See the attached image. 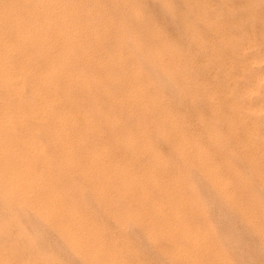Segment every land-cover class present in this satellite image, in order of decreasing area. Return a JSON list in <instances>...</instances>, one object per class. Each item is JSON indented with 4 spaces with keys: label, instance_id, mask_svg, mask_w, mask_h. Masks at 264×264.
<instances>
[{
    "label": "bare ground",
    "instance_id": "6f19581e",
    "mask_svg": "<svg viewBox=\"0 0 264 264\" xmlns=\"http://www.w3.org/2000/svg\"><path fill=\"white\" fill-rule=\"evenodd\" d=\"M86 1H88V0H86ZM102 1L104 2V0H102ZM124 1L125 0H121L122 5L125 4ZM98 2L96 3V1H95V3L97 5H98ZM192 2H194V1H192ZM258 2H260V1H258ZM113 3H115V2H113ZM155 3H156V1H155ZM160 3H161L160 5H162V7L165 8L166 10L169 7L168 5L170 4V3L167 4L166 0H160ZM204 3H205V5L203 7H204V11H206V8L209 7L210 5H209L208 0L207 1L205 0ZM82 4H84V3H82ZM82 4H81V6H82ZM105 4L107 5V2ZM147 4H148V2H147ZM153 4H154V2H153ZM182 4H184V3H182ZM185 4H186V2H185ZM220 4L222 5V3H220ZM97 5H95V6H97ZM144 5H146V4H144ZM174 5H176V4H174ZM79 6H80V4L77 3L76 0H0V264H62L56 258L55 254H54L56 251H54V253H53V252L49 251V248H43V247L40 248L39 247L40 236H41V233H43V232L38 234L37 231H35L34 229H30L28 226H26L27 224L25 222V219H26L25 217L28 215L33 217L35 220H37L38 224L40 223V224H42V226L44 225L45 227L52 230L56 234V235L55 234L54 235L59 238V240L61 241V243H63V245H65L64 247H66V249L68 251L73 253V255L77 256L78 259L81 262H83L84 264H127L126 259H125L126 257L124 256V254L132 251V249L130 247H123L122 248V246L119 244L116 246L115 245H113V246L109 245L108 246V244L106 245L104 240H106L105 237L108 236V235L105 236V229H107V228L106 227L104 228L103 226L97 224L100 219L98 221H96L97 222L96 223L95 221L92 220V218H91V220H90V218H87L89 215L87 214L88 216L86 217V215L84 214V212L87 210H84V212H83V206L82 205H84V204H82V203L84 201L82 199H80V202L77 203L76 202V199H77L76 196H78V195H76L74 197L76 205L74 204L75 206H72L71 204L68 203V202H71V200H73V199L70 200V198H71L70 189L69 188H63V187H61V189H60V188H58L59 185L57 186V184L59 182L61 183V180L68 177V176H66V174L69 175L68 171H72L70 168L76 169L75 167L78 165V164L76 165L72 159H69L68 158L69 156L67 157V155H70V153L73 152L72 148L74 146L78 147L79 153L81 154V157H82V155H84V156H87V158L92 157L96 162L101 161L103 163V164L101 163L102 167L99 165L98 166L102 168V171L104 168V170L106 169V170H109L110 173L112 172V174L116 178L114 180L115 181L117 180V182H114L115 185H113L114 183L113 184L110 183V185H111L112 189H114V190L117 189L118 192L117 191H115V192L123 195L126 198H128L127 196H131L133 201L136 199V197H139L140 201L141 200L143 201V204L149 203V205H151L153 207L152 208L153 210L149 214L147 213L148 217L145 221L146 226H147L146 229L148 232V239L151 240L150 242H154L155 240L162 238V237L167 238V243L170 245L171 250H169L170 249L169 248V249L162 251V253L167 257L168 260L173 261L176 257H181V258H184L188 264H231V262L229 260V253L223 247L224 245L222 244V242L215 240V238H216L215 229H214L213 224L210 221L211 219L209 220V218H211V217L209 216V218H208V216L206 214L207 208H206V205H204V201L202 202L201 199H199L201 196L199 198L196 196L193 185L191 183H189L188 180H186V179L184 180L183 177H185V176H182L181 173H178L179 175H177L176 173H174L172 175L165 173L167 170L166 161H164V159H162V156L160 155V153L157 152L155 150V147L152 146V144L150 142L151 140L149 141L146 139L147 137L145 138V136H144L145 135L144 130H146V129H144L145 125L143 127L144 130L141 128L142 126L141 127L139 126L140 128H138V126L135 125L138 129L136 128V130H134V131L128 130L129 131L128 132L125 130L128 133H126L125 135L122 134V136H121V134H120V136H117V134H115L114 139L117 141L116 143L120 144L123 147V151H126V153L130 157L128 161L125 160L127 162L124 161V163H122L121 161H119L122 164H119L117 160H113L114 158L109 153L113 148L109 151V147H111V146H109V144L107 143V141L104 140L103 137H102L103 139H101V140L99 139L101 141V143H99V140H98V142H96L93 139L94 142H96V144L99 143L98 146H96L95 148H93V147L90 148L91 146H87L85 148L86 150L84 149V147L81 148L86 142H88V139H92L94 137L100 138V136H103V132H102V128H101L102 125H99V123H95L93 121L94 116H96V113L99 112V107H100L98 100L95 97L96 95L93 96V94H92V92H93L92 89H96V88H94V86L99 87L97 84L98 81L96 82V77H95L96 76L95 74L97 73L98 70L96 69L97 70L96 73L93 74V72L90 71L91 68L90 69L87 68V67H89V65H92L93 67L98 66L99 68L101 67L103 69V71L106 75H107V73L110 75V78L108 77L110 80L114 76L118 80H121V79L124 80L125 79V82H127V83L124 82L125 83L124 88H126L125 94H127L128 100L131 103V108L135 109V111H136L133 113L136 114L139 112V114L142 113L143 115H145L146 113L156 114V116H158V120H160V122H162V124H165L168 126L167 128L162 127L163 125L161 126L162 128H160L159 134H158L159 137L162 138L164 141L169 140V142L171 141V143H174V145H172V146L174 147V150L176 152L175 154H177V157L186 161L188 168H193V167L198 166V168L201 170L204 178L206 179L208 185L211 186L216 191V193L223 199L224 202L230 203L233 208H235V206H236L237 207L236 209L239 210L238 206L234 202V196L231 192L232 181L230 178H226L225 174H223V170L225 168L226 170H228V173L232 176V178L233 177H239V174H238L239 172H237V169L234 166L229 165L224 159L223 160L220 159L221 160L220 162L213 161L214 158L210 155V153L206 149L203 148V146L201 145V143L197 137H195L194 135L193 136L188 135L185 132H183V130L181 128V122L182 121L179 120L178 116H175L176 115L175 112L173 113L172 111L167 110V108L164 109V107H163L164 105L162 106L163 102L161 101V98L159 97L160 95L158 96V93H156L157 92L156 90H158L157 85H155L153 82L148 80L147 83H145L146 84L145 87L138 86V84L141 83V82H139V83L136 82V80L139 79L138 71L140 70L141 67H143L145 65V63L140 58V56L137 55L138 56L137 58H140L139 60L142 61L144 63V65L142 64L143 66L141 65L140 68H138L137 66H135L134 68L131 67L132 68L131 72L130 71L128 72V70H127L128 68L126 69V67H125V65H126L125 59H128V57H125L124 53H122L120 50V49H122V51L125 50L123 47V44L128 39L125 41L123 39L120 40L117 45H115V46L113 45L114 47H112L113 48L112 50L109 49V51H106L104 54H99L98 56L92 55L91 49H94V47H96V46L97 47L101 46V45L103 46L102 43H104L103 42L104 41V35L110 29H108L107 26H100V27L97 26L96 27L97 31L95 33H93L91 31L90 34H92V33L93 34L91 35L90 40H88V42L89 41L90 42L88 44L86 43V45H85L84 42L86 40L82 42L80 35L83 32H85L86 30H90V29H88L89 28L88 25H91L90 24L91 22H89L90 20L89 21L87 20L88 22H85V24H84V23H82L83 19H82V21H80L79 14H82V13H78L79 9L81 8V7L79 8ZM90 6H91V4H90ZM98 6H100V5H98ZM107 6L109 7V4ZM147 6L150 9V5H147ZM157 6H159V4ZM89 7L87 9H84V11L86 10V11H88V13H90L92 11V9H90ZM92 7H94V6H92ZM118 7H119L118 10H120V6H118ZM159 7H161V6H159ZM185 7H186V5H185ZM255 7H256V5H255ZM135 8L136 7H133V6L130 7L131 13L133 15L132 19L135 18L134 21L136 19L140 18V12L138 10H136ZM96 9H98V8H96ZM100 9H99V11H100ZM147 9H145V10H147ZM151 9H153V8H151ZM116 10H115V12H117ZM153 10H154L153 12H155V9H153ZM159 10H161V9H159ZM190 10H191V7H190ZM84 11H82V12H84ZM113 11H111V12H113ZM120 11H118V12H120ZM148 11H150V10H148ZM106 12H108V11H106ZM153 12H152V14H153ZM100 13H102V12H100ZM121 13L122 12H120V14ZM103 14H105V13H103ZM113 14H114V12H113ZM124 14L122 13V15H124ZM189 14H191V13H189ZM111 15H112V13H111ZM115 15H112V16H115ZM125 15L128 16V14H125ZM154 15L156 16V13ZM167 15H169V14H167ZM179 15H180V13H179ZM82 16L83 15H81V18H82ZM100 16H102V15H100ZM89 17H91V16H89ZM162 17H165V20L168 17L170 18V16H167V18H166V15H163V14H162ZM257 17H259V16H257ZM115 18H117V15L115 16ZM87 19H88V17H87ZM94 19H95V17H94ZM111 19H112V17H111ZM130 19L129 20L127 19L128 20L127 22H131ZM184 19H186V17ZM184 19H183V22H184ZM249 19H248V21H249ZM170 20H172V19H170ZM170 20L168 21V23H166V22L165 23L166 24L170 23V25H171ZM117 21L118 20H116L114 22L116 23ZM154 21H155V19H154ZM252 21H253V19H252ZM98 22H101V20H99ZM98 22H96V23L93 22V23H94V25L95 24L98 25ZM180 22H181V19H180ZM117 23H120V22H117ZM134 24H136V23H134ZM103 25H105V24H103ZM113 25L114 24H112V26ZM127 25H129V24H127ZM130 25H132V23H130ZM139 25H142V24H139ZM172 25H173V23H172ZM154 26H155V24H153V26L151 25V27H154ZM155 27H157V24ZM173 28H172V31H173ZM93 29H95V28H93ZM133 29H135V27ZM111 30H110V32H111ZM118 30H120V29H118ZM139 30H140V28H139ZM139 30H138V32H139ZM145 30H147V29H145ZM151 30H153V29H151ZM206 30H207V28H206ZM127 31H128V28H127ZM134 31L137 32L136 29ZM121 32H122V29H121ZM115 33H117V32H115ZM127 33H129V31ZM155 33H156V38H158V41L161 40L160 44L156 46L154 51L150 50L151 48L149 50H147L145 52L146 53L145 56L151 57L153 59L152 60L149 58L150 62L152 60L153 62L155 61V63L159 64L160 66L161 65L165 66V59L168 58V57L166 58L165 55L166 56L168 55L169 59H170V63H168L165 67H163L164 73H166L167 77L169 76L173 80L176 79L177 77L179 78L181 73L177 68L179 67L178 65H180V61H179L180 60L179 58L181 57L180 53L178 54L180 57L176 56L177 55V53H176L177 48H175L176 46L173 45L170 41H168L166 39L163 40V37L161 38L160 29L158 27H157V29H155ZM180 33L181 32H179V34ZM109 34H111V33H109ZM144 34H145V31H144ZM172 34H173V32H172ZM116 35H118V33ZM119 35H120V33H119ZM127 35L128 34H126V36ZM87 36H88V34H87ZM130 36H131V34H130ZM138 36H139V34H138ZM105 37H106V35H105ZM120 37H121V35H120ZM134 37H136L135 34H134ZM225 37L226 36H224V38ZM260 37H262V36H260ZM128 38H130V37H128ZM131 39H134V38L131 37ZM151 39H153V38H151ZM135 40H137V38ZM138 40H139V38H138ZM142 40H144V39H142ZM111 41H109V42H111ZM145 41H146V39H145ZM129 42H131V40ZM142 43H143V41H142ZM206 43H209V42H206ZM106 44L107 43H105V45ZM112 44H114V41ZM155 44H156V42H155ZM128 45H129L130 51H131V48H133V47L130 46L131 45L130 43ZM153 45H154V43H153ZM202 45H204V44H202ZM110 46H111V44H110ZM126 46H127V44H126ZM143 46H144V43H143ZM120 47H122V48H120ZM139 47H138V49L141 48V50H142V47H140V48ZM154 47H155V45H154ZM177 47H179V46L177 45ZM223 48H224V46H223ZM261 48H262V46H261ZM105 49L108 50V48H105ZM145 50H146V48H145ZM134 52H136V54H137V51L135 49H134ZM127 54H125V55H127ZM133 55H135V53ZM142 56L144 57V55H142ZM214 57H216V56H214ZM127 61H129V59ZM134 61H136V60L134 59ZM134 61L133 62L130 61V63L133 64ZM137 62H138V60H137ZM139 64H141V63H139ZM146 65L148 68L150 67L149 69L153 68V67H151L152 65H149V63L148 64L146 63ZM133 66H134V64H133ZM147 67H145L146 71L148 69ZM158 68H160V73H161V67H158ZM149 69H148V72H151L150 74H152L153 71H150ZM155 73H157V72H155ZM155 73H153L155 76V77L154 76L153 77L158 78L159 75H157V77H156ZM178 74H179V76H178ZM259 75H261V74H259ZM147 76H148V73H147ZM256 76H258V75H256ZM165 77H162V78L164 79ZM158 79H160V78H158ZM106 80H108V79L106 78ZM113 80L115 82L118 81V80H115L113 78L110 81L112 86L115 84V82L112 83ZM165 80L168 82V80L166 78H165ZM261 80H263V77L257 78L256 82L259 83ZM175 81L176 80H174V82ZM182 81H184V79H182ZM101 82H99V83H101ZM106 82H104V84ZM110 83H108V85H110ZM164 83L165 82L162 81L163 85H164ZM120 84H122V83H120ZM120 84H118V85H120ZM165 85L168 86L167 84H165ZM180 85H181V83H180ZM197 85H198V83H197ZM102 86L104 87V85H101V87ZM107 86H105L104 89H106ZM166 86L163 88L166 89ZM115 87L117 88V86H115ZM115 87H112V88L115 89ZM225 87H226V85H225ZM124 88H122V89H124ZM173 88H174V86L172 87V89ZM182 88H185V87L182 86ZM109 89H111L110 86H109ZM168 89L169 88L167 87V90ZM170 90H171V88L169 89V91ZM120 91L122 92V90H120ZM192 91H193V89H192ZM158 92H160V91H158ZM101 93H102V91H101ZM181 93L184 94L183 92H181ZM258 94H260V93H258ZM100 95L102 96V94H100ZM111 95L113 96L114 94H111ZM119 95H120V97H122L121 94H119ZM172 95H171V97H173ZM175 95H176V93H175ZM101 96H100V98H101ZM206 96H207V94H206ZM115 97H117L116 94H115ZM110 98H111V96H110ZM118 98H119V96H118ZM118 98H116V100ZM209 98H211V97H209ZM108 100L106 103H108ZM111 101H113V100H111ZM87 102L89 103V106H88V104L86 105ZM259 102H258V104H259ZM120 103H121V101H120ZM101 106H103V105H101ZM124 107H125V105H123V108ZM101 108L102 107H100V109ZM103 108H105V107L103 106ZM238 108H240V107H238ZM108 110H109V108H108ZM115 110L112 111L113 115H114V113L117 112ZM259 110H261V111L264 110V102L263 101L260 104ZM121 111H124V110L122 109ZM112 112H110V113H112ZM250 112H251V110H250ZM120 113H122V112H120ZM130 114H132V113H130ZM152 114H151V116H152ZM222 114H223V112H222ZM98 115H100V114H98ZM98 115L96 117L97 120H99L98 118H100V116H101L100 115L98 117ZM102 115H104L103 112H102ZM119 115H122V114H119ZM248 115H249V113H248ZM103 117L104 118L100 119L99 121L102 124L104 123L105 126H106V124L108 126H110L111 124H113L112 122H116L115 118L114 119L111 118L112 116H110L109 118H108V115L103 116ZM116 117H118V116H116ZM136 117L139 118L140 116L138 115ZM144 117H142V118H144ZM255 117H257V116H255ZM131 118H133V116H131ZM152 118H153V116H152ZM134 119H137V118H134ZM97 120H96V122H97ZM119 120H120V117H119ZM121 120H123V119H121ZM126 120H127V118L125 119V121ZM131 121H132V119H131ZM148 121L146 124H148ZM152 121H153V119H152ZM136 122H135V124H138V122L137 123ZM142 122H145V120L144 121L142 120ZM117 123H116V125H117ZM122 124H123V121H122ZM141 124H145V123H141ZM156 124L157 123H155V125ZM104 125H103V127H104ZM127 125H129V124H127ZM120 126H119V128H120ZM130 126L132 127L131 124H130ZM112 127H114V126H112ZM126 127H128V126H126ZM109 129L103 130L104 134H105V131L106 130L108 131ZM121 129H123V127H121ZM124 129H125V127H124ZM157 129H158V127H157ZM132 130H133V128H132ZM122 131L125 133L124 130H122ZM110 132H111V130H110ZM116 133H117V131H116ZM119 133H121V132H119ZM111 134L112 133H110V135ZM149 135H147V136H149ZM212 135H214L216 137H214ZM208 136L213 139L212 142L214 143V145L216 146V148L218 150L224 149V147L222 145L223 143L217 135L211 134L209 132ZM107 140H108V138H107ZM109 141H110V139H109ZM223 142H224V140H223ZM94 144L95 143H93V145ZM228 144H229V142H228ZM263 144H264V142H263ZM84 146H86V144ZM88 147L91 151L89 149H88L89 151H87ZM166 147H168V146H166ZM121 149H120V151H122ZM250 149H251V147H250ZM163 150H162V152H163ZM117 151H119V150H117ZM259 153H260L259 161L261 163L260 165H262V164L264 165V151L261 150ZM143 154H145V156H146V154L149 155V157H151V162L149 161L150 163L145 164V166L143 165L144 167L142 169L141 174L136 176L132 173L133 168H132V164H130V163L134 164V161L136 159L139 160L140 156H142ZM75 155H76V153H75ZM81 157H79V155H78V158L81 159ZM78 158H77V160H78ZM83 158L85 159V157H83ZM123 159H124V157H123ZM86 161H87V159H86ZM90 162H92L91 159H90ZM79 166L77 168V171L79 173H81L80 175L81 176L83 175L82 177H84L85 172H86L87 175H85V176H88V172L86 170L84 171L81 167L79 168ZM86 166H87V164H86ZM256 167H257V169L259 168L258 170L260 172L257 171ZM89 168H90V166H89ZM250 168L256 170L255 172H256V175L258 177L257 181L260 184V186L264 188V166L260 168L259 165L252 164V165H250ZM56 171L59 172L61 174V176L59 173H58L59 174L58 175L56 173ZM65 171L68 173H66L64 175L63 173H65ZM92 173H94V172H92ZM62 174L64 175V177H62ZM89 174H90V172H89ZM70 177L71 176H69V178ZM72 179H73V177H72ZM108 179H110V178H108ZM111 179H110V181H111ZM142 179L145 180V182H146L145 187H143L141 185ZM196 180H197V178H196ZM64 181L62 182V184L64 183ZM99 181H102L101 178ZM190 181H192V180H190ZM86 182H87V179H86ZM86 182H85V184H86ZM95 182H96L97 188L95 187L94 191H96V189H97L98 194L100 195L101 199L103 198V200H105L107 197L106 194L110 193V192H108L109 191L108 188H110V187L107 184H105L107 186V188L100 187L101 186V184H99L100 182L99 183L97 181H95ZM103 182H104V180H103ZM66 183L74 184L75 181L73 183V181H71V179H70L69 182H67V180H66ZM77 185H79V184H77ZM86 185H85V187H86ZM91 185H93V183ZM245 185L246 184H244V186ZM247 186H249V183L246 185V187ZM90 187H92V189H93V186H90ZM79 188H81V186ZM79 188H78V190H79ZM83 189L84 188H82V190ZM89 189H91V188H89ZM238 189H241V188L238 187ZM149 190H151L153 192L158 191V193L162 196L163 200L160 203L152 201ZM72 191H74V190H72ZM106 191H107V193H106ZM79 192H80V190H79ZM77 193L78 192L76 191L75 194H77ZM80 193H83V192H80ZM87 195H89V194H87ZM79 196H82V194ZM114 196H116V195H114ZM83 197H81V198H83ZM85 197H86V195H85ZM89 197H91V195H89L87 197V199ZM118 197H120V195ZM155 198H157L156 195H155ZM93 199L94 198L91 199L92 201H90V199H89V201L93 202ZM117 199L118 198H116V200ZM260 199L254 193H251L250 199H249L250 203H249V206L247 207V209L244 211V208L242 206L240 207V209H241L242 214H244L245 222L248 224V226L250 225V227L253 229V231L255 233L258 234L259 238L261 239V242L264 244V205L261 203ZM68 200H70V201H68ZM95 200H94V202H95ZM85 201H88V200H85ZM98 202H100V198H99V201H97L95 203H98ZM245 202H247V201H245ZM71 203L73 204L74 201H72ZM88 204L86 206H88ZM105 204H107V203H105ZM126 204H127V202H126ZM93 205L91 204V207H93ZM225 206H227V205H225ZM89 207H90V205H89ZM95 207H96V205H95ZM108 207H109V204H108ZM84 208H86V207H84ZM122 210H124V209H122ZM146 210H148V209H146ZM89 212L91 213L90 208H89ZM85 213H88V212H85ZM112 213H113V211H112ZM115 213H117V212H115ZM135 213H137V212H135ZM143 214H145V213H143ZM106 215H107V213H106ZM96 216L97 215H95V217ZM132 216L133 215L131 214L129 217L131 218ZM115 218H117V217H115ZM101 219H102V217H101ZM133 219H134V221L136 220L137 222L140 221L139 217L137 215H134L132 220ZM108 238H109V236H108ZM52 240H54V239H52ZM48 247H49V244H48ZM60 255H59V257H60ZM134 264H137V263H134Z\"/></svg>",
    "mask_w": 264,
    "mask_h": 264
},
{
    "label": "rangeland",
    "instance_id": "374dc122",
    "mask_svg": "<svg viewBox=\"0 0 264 264\" xmlns=\"http://www.w3.org/2000/svg\"><path fill=\"white\" fill-rule=\"evenodd\" d=\"M95 1H96V3L99 1L98 5H100V6H98L95 3ZM118 1L119 0H104V2L102 0H94V1L93 0H91V1L90 0H88V1L76 0V2L80 4L79 8L81 7L80 9L78 8L79 9L78 13H82V14H79L80 21H82V19H83L82 23H84V24H85V22H88L89 20H90L89 22H91L90 23L91 25H88V27H89L88 29H90V30L85 31L88 34V36L85 32H83L82 33L83 35L82 34L80 35L81 41L83 42L86 40L84 42V44L85 45H86V43L88 44L90 42V41L88 42V40H90L91 35L97 31V28H96L97 26H99V27L100 26H107L108 29H110V30L112 29L111 32H110V30H108L105 34L106 37L104 35V41H103L104 43H102L103 46L102 45L98 46V47L96 46V47H94V49H91L92 55L98 56L99 54H104L106 51H109V49L112 50L113 49L112 47L117 45L120 40L123 39L125 41L128 39L127 41H125V43L127 44L128 47L126 46L125 43H124L125 45L123 44V47L126 51L124 50L125 51L124 52V51H122V49H120L121 52L124 53V56L128 57V59H129V61H127L128 59H125L126 60L125 67H126V69L128 68L127 69L128 72L129 71L131 72L132 68H134L135 66L140 68L142 64L144 65V63H145V65H146V63L147 64L149 63V65H152L151 66V67H153L152 69H149L150 67L148 68L147 65L146 66L144 65V66L147 67L150 71H153V73L159 72L158 74L157 73H155V74H156V77H157V75H159L158 78H160V79L154 78L155 77L154 74L153 73L150 74L151 72H148V69L146 71V68L142 65L143 66V67H141L142 69L140 68V70L138 71L139 79H137L138 81L136 80L137 83L141 82L138 84V86L145 87L146 86L145 83H147L148 80L153 82L155 85H157L158 90H156L157 91L156 93H158V96L160 95L159 97L161 98V101L163 102L162 106L164 105L163 106L164 109L167 108V110L172 111L173 113L175 112V114H176L175 116H178L179 120L182 121L181 122V128H182L183 132H185L188 135H192V136L194 135L195 137H197L199 139L201 145L203 146V148L206 149L210 153V155L214 158L213 161L220 162L221 160L224 159L229 165H232L237 169V172H239L238 173L239 177H233L232 178V176L228 173V170H226L225 168L223 170V174H225L226 178H230L232 181L231 192L234 196V202L238 206L239 210L236 209L237 208L236 206H235V208H233L230 203L224 202L223 199L216 193V191L211 186L208 185L206 179L204 178V176H203L201 170L198 168V166L193 167V168H188L187 164H186L187 162L182 160L181 158L177 157V154H175L176 152L174 150V147L172 146V145H174V143H171V141L169 142V140L164 141L162 138L159 137L158 134H159L160 128H162V127L167 128L168 126L165 124H162V122H160V120H158V116H156V114L146 113L145 115H143L142 113L139 114L138 111H137L138 113H136V114L133 113L136 111H135V109L131 108V103L128 100L127 94H125L126 88H124V87H125V83H127V82H125V79L124 80H122V79L118 80L114 76L113 78L115 80H118L117 82H115L114 80L112 81V83H114V82H115V84L117 83L116 85L114 84L115 86H117V88H116L114 85L112 86L110 83V81L113 78H111V80H110L109 79L110 75L108 73L106 75L104 73L103 69L101 67H100L101 68L100 69L98 66L93 67L92 65H89V67H87V68H89V69L91 68L90 71H92L93 74L96 73V71L98 70L97 73L95 74L96 75L95 77H96V82L98 81L97 84L99 87L94 86V88H96V89H92L93 90L92 94H93V96L96 95L95 97L97 98L100 107L103 108V106H104L105 108L100 109V107H99V112L96 113V116H94L93 121L95 123H99V125H102L101 128H102L103 136H100V138L94 137L92 139H88V142L85 143L86 146H84L85 145L84 144L81 148L84 147V149H85L87 146H91L90 148H92V147L95 148L96 146H98L99 143H101L100 140L104 138V140L107 141L109 146H111V147H109V151L113 148L112 149L113 151L111 150L109 152L110 155L114 158L113 160H117L119 164H122V163H124L125 160L128 161L130 157L126 153V151H123V147L120 144L116 143L117 141L114 139L115 134H117V136H120V134H121V136H122V134L125 135L129 131L136 130V128H137L136 126H138V128H140L142 126L141 128L143 129V127L145 125L144 129H146V130L143 129L144 134H145L144 135L145 138L147 137L146 138L147 140H149V141L151 140L150 142H151L152 146L155 147V150L160 153V155L162 156V159H164V161H166L167 170L165 173H168L169 175H172L174 173L179 175L178 173H181L182 176H185V177H183L184 180L185 179L188 180V182L193 185L196 196L198 198L201 196L199 199H201L202 202L204 201V205H206V208H207L206 214H207L208 218H209V216L211 217V218H209V220L211 219L210 221L213 224L214 229H215V235H216L215 240L222 242V244L224 245L223 247L229 253V260H230L231 264H264V244L261 242V239L259 238L258 234L255 233L253 231V229L250 227V225L248 226V224L245 222L244 214H242L241 209H240L241 206L244 208V211L247 209V207L249 206V203H250L249 199H250L251 193H254L256 196H258L259 199L261 198L260 201L264 205V199H263L264 198V196H263L264 195V188L261 187L257 181L258 177H257L256 172H255L256 170L250 168V165H252V164H257V165H259L260 168L264 166L263 164L260 165L261 163L259 161V155H260L259 152L261 150L264 151V144H263V142H264L263 141L264 140V119H263L264 118V110L263 111L259 110L260 104L262 103V101L264 102V99H263L264 98V37H263L264 36V0H262V1L261 0H221V1L220 0H208L210 6L206 8V11H204V7H203L205 5V3H204L205 0H166L167 4L170 3L168 5L169 7L167 8V10L165 8H163L162 5H160L161 4L160 0H152V1L151 0H149V1L148 0H125L124 1L125 4H123V5L121 3V0L119 2ZM155 1H156V3L157 2L158 3L156 4ZM192 1H194V2H192ZM258 1H260V2H258ZM106 2H107V5L109 4V7L105 4ZM113 2H115V3H113ZM147 2H148V4H147ZM153 2L155 5L153 4ZM185 2H186V4H185ZM82 3H84V4H82ZM143 3L146 5H144ZM182 3H184V4H182ZM220 3H222L223 6ZM81 4H82V6H81ZM90 4H91V6H90ZM158 4L161 7L157 6ZM174 4H176V5H174ZM192 4L193 5L195 4V5L193 6ZM95 5H97V6H95ZM147 5H150V9ZM185 5H186V7H185ZM255 5H256V7H255ZM87 6L88 7L90 6L89 8L92 9V11L90 13H88V11H86V10L84 11V9L88 8ZM92 6H94V7H92ZM118 6H120L121 11L118 10L119 9ZM132 6L136 7L135 9L140 12V18H139L140 20L136 19L134 21L135 18L132 19L133 15H132L131 9H130V7H132ZM190 7H191V10H190ZM96 8H98V9H96ZM113 8L115 10L117 9L116 10L117 12H115V10ZM151 8L155 9V12H153L154 10ZM158 8L161 9L162 11L159 10ZM99 9H100V11H99ZM145 9H147V10H145ZM81 10L84 12H82ZM105 10L108 12H106ZM148 10H150V11H148ZM111 11H113L114 14ZM118 11L122 12L123 14L124 13L128 14V16L125 14L122 15V13L120 14V12H118ZM100 12H102V13H100ZM152 12H153V14H152ZM103 13H105V14H103ZM111 13H112V15L116 14L117 18H115L116 15L112 16ZM155 13H156V16L154 15ZM179 13H180V15H179ZM189 13H191V14H189ZM162 14L166 15V18H167V16H170V18L168 17L166 19L167 20L166 21L165 17H162ZM167 14H169V15H167ZM81 15H83L82 18H81ZM100 15H102V16H100ZM89 16H91V17H89ZM93 16L95 17L96 20L94 19ZM257 16H259V17H257ZM87 17H88V19H87ZM111 17H112V19H111ZM185 17H186V19H184ZM126 18L128 20L130 19L131 22H127L128 20ZM179 18L181 19V22H180ZM98 19L101 20V22H98L99 21ZM154 19H155V21H154ZM170 19H172V20H170ZM183 19H184V22H183ZM248 19H249V21H248ZM252 19H253V21H252ZM116 20H118L117 22H120V23H117V22L115 23L114 21H116ZM169 20L171 21V25H170V23L166 24V23H168ZM93 22H95V23L98 22V25L97 24L94 25ZM122 22L123 23L125 22V23L123 24ZM151 22L153 24H155V26L157 24V27L160 29V34H161L160 36H161V38L163 37V40L166 39V40L170 41L173 45L176 46V47L174 46L175 48H177L176 49L177 50L176 56L180 57L178 55L179 53L181 55V57L179 58L180 59L179 60L180 65H178L179 67L177 68L181 73V75H180L181 77L178 74L179 78L177 77L176 79H174V80H176L175 82L171 77H169V76L167 77L166 73H164V70H163V67H165L168 63H170V59H169L168 55L167 56L165 55L166 58L168 57L167 59H165V66L164 65L160 66L159 64L155 63V61L153 62L152 61L153 59L151 57L145 56V54H146L145 52L147 50H149L151 48L150 50L154 51L156 46L159 45L160 41H161V40L158 41V38H156L155 29H157V27H155V26L151 27V25L153 26V24ZM102 23L105 25H103ZM130 23H132V25H130ZM134 23H136V24H134ZM172 23H173V25H172ZM112 24H114V25L112 26ZM127 24H129V25H127ZM139 24H142V25H139ZM134 27L137 30V32L134 31L135 30V29H133ZM93 28H95V29H93ZM127 28H128L129 33L131 32L130 33L131 36L129 33H127L128 32ZM139 28L141 31L139 30ZM150 28L153 30H151ZM172 28H173V31H172ZM206 28H207V30H206ZM118 29H120V30H118ZM121 29H122V32H121ZM145 29H147V30H145ZM138 30H139V32H138ZM91 31L93 32L92 34H90ZM144 31H145V34H144ZM115 32H117L118 35H116L117 33H115ZM172 32H173V34H172ZM179 32H181V33L179 34ZM109 33H111L112 35ZM119 33H120L121 37H120ZM133 33L135 34L136 37H134ZM137 33L139 34V36ZM126 34H128V35L126 36ZM224 36H226V37L224 38ZM260 36H262L263 38ZM128 37H130V38H128ZM131 37H133L134 39H131ZM136 38H137V40H135ZM138 38H139V40H138ZM151 38H153V39H151ZM129 39L131 40V42H129L130 41ZM142 39H144V40H142ZM145 39H146V41H145ZM109 41H111V42H109ZM113 41H114V44H112ZM142 41L144 43V46H143ZM152 42L154 43L155 47H154ZM155 42H156V44H155ZM206 42H209V43H206ZM105 43H107V44L105 45ZM129 43L131 44L130 46L133 47V48H131V51H130V47L128 45ZM110 44H111V46H110ZM202 44H204V45H202ZM138 45L140 47H142V50ZM177 45L179 47H177ZM137 46L140 49H138ZM223 46H224V48H223ZM261 46H262V48H261ZM105 48H108V50ZM120 48H122V47H120ZM145 48H146V50H145ZM134 49L137 51V54H136V52H134ZM134 53H135V55H133ZM125 54H127V55H125ZM137 55L140 56V58L143 60L144 63L139 60L140 58H137L138 57ZM142 55H144V57ZM214 56H216V57H214ZM149 58L152 59L151 62H150ZM134 59L136 61H134ZM137 60H138V62H137ZM130 61L131 62L134 61V63H133L134 66L132 63H130ZM139 63H141V64H139ZM158 67H161V73H160V68H158ZM147 73H148V76H147ZM259 74H261V75H259ZM256 75H258V76H256ZM162 77H165L168 80V82L165 80V78L163 79ZM259 77H263V80H261L262 82L260 81L258 83V82H256V79ZM106 78L108 80H106ZM182 79H184V81H182ZM162 81L165 82L164 85L165 84L168 85V86L165 85L166 89L163 88L165 86L162 84ZM99 82H101V83H99ZM104 82H106V83L104 84ZM108 83H110V85H108ZM120 83H122V84H120ZM180 83H181V85H180ZM197 83H198V85H197ZM118 84H120V85H118ZM101 85H104V87L103 86L101 87ZM225 85H226V87H225ZM105 86H107V88H106L107 90L104 89ZM109 86L111 89H109ZM173 86H174V88L172 89ZM182 86L185 88H182ZM112 87H115V89H113ZM121 87L124 89H122ZM167 87L169 89L171 88V90L170 91H169V89L167 90ZM192 89H193V91H192ZM120 90H122V92ZM101 91H102V93H101ZM158 91H160V92H158ZM174 92L176 93V95ZM181 92H183L184 94H182ZM258 93H260V94H258ZM100 94H102V96ZM111 94H114V95L112 96ZM115 94L117 97H115ZM119 94H121L122 97H120ZM206 94H207V96H206ZM107 95L108 96L110 95L111 98H110V96L108 97ZM171 95L173 97H171ZM100 96H101V98H100ZM118 96H119V98H118ZM209 97H211V98H209ZM116 98H118V99L116 100ZM107 100H108V103L110 102L109 104L106 103ZM111 100H113V101H111ZM120 101H121V103H120ZM258 102H259V104H258ZM87 104L89 106L88 102L86 103V105ZM110 104L112 106L114 105L116 108L114 106L112 107ZM101 105H103V106H101ZM123 105H125L124 108H123ZM238 107H240V108H238ZM108 108H109V110H108ZM122 109L124 111H121ZM113 110L117 111L116 113H114V115L112 112ZM250 110H251V112H250ZM109 111L112 113H110ZM119 111L122 113H120ZM102 112L104 113V115H102ZM222 112H223V114H222ZM130 113H132V114H130ZM248 113H249V115H248ZM98 114H100L102 117ZM119 114H122V115H119ZM137 114L140 117L142 115H143L142 117L145 116L144 117L145 119L142 117L141 118L136 117V116H138ZM151 114H152L153 118H152ZM97 115H98V117L100 116V118H98L99 120L104 118L103 116H107V115H108V118L110 116H112L111 117L112 119L115 118L116 122L111 121L113 123L111 125L114 126L115 128L112 127L111 125L108 126L106 124V126H105L104 123L103 124L100 123V121L96 119ZM116 116H118V117H116ZM131 116H133V118H131ZM255 116H257V117H255ZM119 117H120V120H119ZM126 118H127V120L125 121ZM134 118H137V119H134ZM121 119H123V120H121ZM131 119H132V121H131ZM141 119L143 121L145 120V122H142ZM152 119H153V121H152ZM96 120H97V122H96ZM122 121H123V124H122ZM136 121L138 122V124H135ZM147 121H148V124H146ZM116 123H117V125H116ZM141 123H145V124H141ZM155 123H157V124L155 125ZM127 124H129V125H127ZM130 124L132 125V127L130 126ZM103 125H104V127H103ZM119 126H120V128H119ZM126 126H128V127H126ZM121 127H123V129H121ZM124 127H125V129H124ZM157 127H158V129H157ZM132 128H133V130H132ZM105 129H109V130L108 131L106 130L105 134H104L103 130H105ZM110 130H111V132H110ZM122 130H124V131L129 130V131L128 132L125 131V133H124ZM116 131H117V133H116ZM118 131L121 133H119ZM209 132L211 134L217 135L220 138V140L223 143L222 144L224 147L223 150H218L216 148V146L212 142L213 139L208 136ZM110 133H112V134L110 135ZM147 135H149V136H147ZM212 136H214V135H212ZM214 137H216V136H214ZM107 138H108V140H107ZM93 139L96 142H98V140L100 139L99 143L96 144V142H94ZM109 139H110V141H109ZM223 140H224V142H223ZM228 142H229V144H228ZM93 143H95V144L93 145ZM165 145L168 147H166ZM250 147H251V149H250ZM88 149H89V147L87 148V151L90 150V149L89 150ZM120 149L122 151H120ZM117 150H119V151H117ZM162 150H163V152H162ZM72 151H73L72 153L74 155L72 153H70V155H67V157L69 156L68 158L72 159L75 162V164L76 165L78 164V165L75 167L76 169L70 168L72 171L67 170L69 172V175L66 174L68 172L65 171V173H63V174L64 175L66 174V176H68V177L61 180V183L59 182L60 184L58 183L57 186L59 185L58 188H60V189H61V187L70 189V192H71L70 200L73 199V200H71V202L74 201V203L73 204L71 202H68V203L71 204L72 206H75L76 202L79 203L80 199H82L86 203L85 204L83 202L82 204H84V205H82V206H83V212H84V210H87L85 212H88V213L84 212L86 217L88 215L90 216V217L88 216L87 218H90V220L92 218V220L95 222L98 221L99 219L101 220V221L99 220L98 223L97 222L96 223L98 225L103 226L104 228L105 227L107 228V229H105V236L108 235L109 238H108V236L105 237L106 240H104V242L106 245L108 244V246L109 245L110 246H113V245L116 246L119 244L122 246V248L123 247H130L132 249V251L124 254V256L126 257L125 259H126L127 264H134V263H137V264H188L185 261V259L181 258V257H176L173 261H170L162 253V251L170 248V245L167 243V238L162 237V238L155 240L154 242H150L151 240L148 239V232L146 229L147 226H146L145 221L148 217L147 213L149 214L153 210L152 209L153 207L151 205H149V203L143 204V201L142 200L140 201L139 197H136V199L133 201L131 196H127L128 198L130 197L128 199V198L124 197L123 195L118 194L117 189L116 190L112 189L111 185H110V183L113 184L114 182H117V180L116 181L114 180L116 178L114 177L112 172L110 173L109 170L105 169L106 170L105 171L103 168V171H102L101 165L103 163L101 161L96 162L92 157L87 158V156H84V155H82V157H81V154L79 153V149L76 146H74L72 148ZM74 152L76 153L77 156L75 155ZM78 155H79V157H81V159L78 158ZM83 157H85V159ZM123 157H124V159H123ZM77 158H78V160H77ZM86 159H87V161H86ZM90 159L92 162H90ZM119 161H121L122 163H120ZM127 161H125V162H127ZM135 161H134L135 165L133 163H130V164H132V168L134 169V170L132 169V173L137 176V175L141 174L142 169L145 166V164L151 162V157H149V155H147V154H146V156H145V154H143L142 156H140L139 160L136 159ZM86 164H87V166H86ZM98 165L101 167H99ZM78 166H79V168L81 167L84 171L86 170L88 172V176H85V175H87L85 172L84 177H82L83 175L81 176L80 175L81 173H79L77 171ZM89 166H90V168H89ZM256 169H257V167H256ZM258 169H257V171H259ZM89 172H90V174H89ZM92 172H94V173L96 172V173L94 174ZM56 173L58 174L59 172L56 171ZM63 174H62V177H64ZM60 176H61V174H60ZM69 176H71V177L69 178ZM72 177H73V179H72ZM100 178L102 181H99ZM108 178H110V179L112 178L111 181ZM196 178H197V180H196ZM70 179H71V181H73V183L75 181V183L74 184L66 183V180H67V182H69ZM86 179H87V182H86ZM103 180H104V182H103ZM190 180H192V181H190ZM63 181H64V183H63L64 185L62 184ZM76 181L77 182L79 181V182L77 183ZM95 181H97L98 183L100 182L99 183V184H101L100 187L107 188V186L105 184H107L110 187V188H108V190H109L108 192H110V193L106 194L107 197L105 200H103V198L101 199L100 195L98 194L97 189H96V191H94V189L96 187ZM85 182L87 185L85 184ZM92 183H93V185H91ZM141 183H142L141 185L143 187L146 186L145 180L142 179ZM248 183H249V186L246 187V185ZM77 184H79V185H77ZM82 184L83 185L85 184L86 187H85V185L83 186ZM244 184H246V185L244 186ZM113 185H115V183ZM80 186H81V188H79ZM87 186L91 189H89ZM90 186H93V189ZM238 187L241 189H238ZM78 188H79L80 192H83V193H80ZM82 188H84V189L82 190ZM72 190H74V191H72ZM88 190L89 191L91 190V191L89 192ZM76 191L78 192L77 194H75ZM115 191H117V192H115ZM149 191H150L152 201L160 203L163 200L162 196L158 193V191H155V192H153L151 190H149ZM106 193H107V191H106ZM81 194H82V196H79ZM87 194L91 195V197H89L88 199H87V197L89 195H87ZM76 195H78L79 197ZM85 195H86V197H85ZM114 195H116L117 197ZM119 195H120V197H118ZM155 195L157 198H155ZM75 196L77 197V199L79 201L76 199V202H75V199H74ZM81 197H83V198H81ZM92 198H94L93 202H90V201H92L91 200ZM99 198H100V202H98L99 204L95 203V202L99 201ZM116 198H118V199L116 200ZM89 199H90V201H89ZM70 200H68V201H70ZM85 200H88L89 202L85 201ZM94 200H95V202H94ZM245 201H247V202H245ZM126 202H127V204H126ZM105 203H107V204H105ZM87 204H88V206H86ZM91 204L92 205L94 204L93 207H91ZM108 204H109L110 208L108 207ZM89 205H90V207H89ZM95 205H96V207H95ZM225 205H227V206H225ZM84 207H86L87 209ZM88 207L90 208L91 213L89 212ZM122 209H124V210H122ZM146 209H148V210H146ZM112 211H113V213H112ZM115 212H117V213H115ZM135 212H137V213H135ZM106 213H107V215H106ZM143 213H145V214H143ZM94 214L97 216L95 217ZM131 214L133 216L137 215L139 217L140 221L137 222L136 220L134 221V219L132 220L133 216L131 218L129 217ZM101 217H102V219H101ZM115 217H117V218H115ZM25 218L24 219H25V222L27 224L26 226H28L30 229H34L35 231L38 232V234L43 232V233H41V236H40V242H39L40 248H42V247L43 248H49V251H51L53 253H54V251H56L57 253L55 252L54 254H55L56 258L62 264H84L83 262H81L78 259L77 256L73 255V253H71L70 251H68L66 249V247H64L65 245H63V243H61L59 238L57 236H55L56 234L52 230L45 227L44 225L42 226V224H40V223L38 224L37 220H35L33 217H31L29 215L26 216ZM52 239H54V240H52ZM48 244H49V247H48ZM169 250H171V248ZM59 255H60V257H59Z\"/></svg>",
    "mask_w": 264,
    "mask_h": 264
}]
</instances>
